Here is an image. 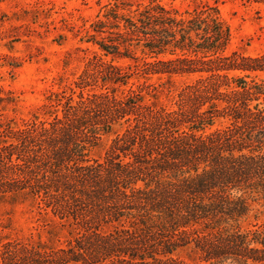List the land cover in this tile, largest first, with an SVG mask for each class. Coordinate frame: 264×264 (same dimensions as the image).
<instances>
[{"label": "trees", "instance_id": "trees-1", "mask_svg": "<svg viewBox=\"0 0 264 264\" xmlns=\"http://www.w3.org/2000/svg\"><path fill=\"white\" fill-rule=\"evenodd\" d=\"M83 39L75 81L0 119V199H29L43 228L0 264H264V220L242 225L264 207V52L227 53L217 6L154 0L107 3ZM16 104L0 86V111Z\"/></svg>", "mask_w": 264, "mask_h": 264}, {"label": "rangeland", "instance_id": "rangeland-1", "mask_svg": "<svg viewBox=\"0 0 264 264\" xmlns=\"http://www.w3.org/2000/svg\"><path fill=\"white\" fill-rule=\"evenodd\" d=\"M112 1L0 0V86L17 97L15 107L10 105L0 111V119L15 118L19 122L28 118L48 91H60L80 76L96 50L84 41V31L102 6ZM128 1L146 4L151 0ZM154 1L175 8L183 16L195 9L217 6L220 19L231 31L227 53L233 50L249 55L264 52V5L253 0ZM151 81L156 80L153 77ZM112 138L113 134L103 135L88 156L102 158ZM38 212L29 199L19 198L15 202L0 199V251L7 241L30 237L36 240L40 236L43 228ZM261 220H264V207L252 203L242 225ZM63 234L65 231L61 230L60 235Z\"/></svg>", "mask_w": 264, "mask_h": 264}]
</instances>
